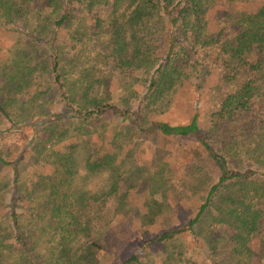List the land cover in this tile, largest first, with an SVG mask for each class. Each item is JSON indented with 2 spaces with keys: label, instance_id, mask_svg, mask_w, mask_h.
<instances>
[{
  "label": "trees",
  "instance_id": "obj_1",
  "mask_svg": "<svg viewBox=\"0 0 264 264\" xmlns=\"http://www.w3.org/2000/svg\"><path fill=\"white\" fill-rule=\"evenodd\" d=\"M248 5L254 9L250 10ZM77 8L84 12L79 21H75ZM0 27L12 28L18 34L2 67L7 85L13 81L16 92L29 90L33 74H40L51 79L49 90L63 105L61 112L32 124L36 126L34 143L39 139V126H45L53 139L67 138L70 128L62 131L59 125L68 115L77 120L79 127L73 128L75 132L87 133L91 132L93 120L110 115L135 127L159 150L174 152L175 160L191 173L185 179H191L186 185L191 196L200 202L196 215L180 227L145 240L133 254L114 264H145L141 256L149 246L163 247L183 235H190L195 242L205 240L219 264H253V257L264 264V236L258 238L259 245L253 248L257 225L261 219L262 227L264 223V173L259 172L264 171V135L258 144L243 146L242 160L238 156L242 150L239 141L219 148L213 131L204 127L198 112L183 123L157 117L158 112L165 113L176 102L177 92L190 79L200 89L201 82L195 78L202 76L204 68L214 69V64L220 62L227 91L220 108L213 113V120L218 125L232 120L251 123L250 113L258 98H264V4L253 0H0ZM93 28L95 33L88 37L86 31L91 33ZM75 29L77 34L73 35ZM63 30L68 32L70 41L94 39L98 54L92 50L93 55L82 56L75 64H63L56 46ZM101 30L109 32L102 42L110 50L109 55L99 49ZM30 46L32 50L28 51ZM111 55L117 59L114 65L108 62ZM104 65L120 70L118 84L122 89L115 91L112 98L108 91L103 95L100 89L110 84ZM0 115L15 121L1 102ZM87 133L79 137L85 138ZM82 145L86 146L89 172L112 167L111 161L103 158L89 159L90 154L95 155L92 151L100 148L92 147L88 141ZM77 150V145L66 150L64 157L72 165L65 166L75 165ZM1 154L0 170L13 168L12 189L9 185L4 188L11 189L14 199L20 198L18 164ZM249 163L257 169H246ZM166 168V162L157 160L153 174L144 179L156 192L176 191ZM67 170L69 173L71 169ZM197 173L212 174V182L216 181L199 186ZM53 179L42 176L32 182L29 196L35 202L31 214L19 213L15 205H10L0 218V264L97 263L96 250L104 249V244L93 236L92 220L88 218L83 223L80 212L87 208L84 202L92 195L98 199L115 194L119 192L118 186L111 185L102 191L104 195L69 193L60 191ZM70 197L74 201L68 200ZM141 220L148 221L145 216ZM222 225L236 231L232 241H226L215 231ZM81 235L87 244L79 254L70 242ZM11 238H15L17 245L8 241Z\"/></svg>",
  "mask_w": 264,
  "mask_h": 264
},
{
  "label": "rangeland",
  "instance_id": "obj_2",
  "mask_svg": "<svg viewBox=\"0 0 264 264\" xmlns=\"http://www.w3.org/2000/svg\"><path fill=\"white\" fill-rule=\"evenodd\" d=\"M253 1L264 4V0ZM75 5L80 6L77 3ZM248 7L250 10L254 9L251 5ZM76 11L79 18L76 17L75 21H79L84 12L80 8H77ZM100 14L106 16L104 12ZM94 30L93 28L91 33L86 31L87 34H85L91 37L92 33H95ZM101 31H103L99 34L101 43L98 44L102 46L99 49L102 54L109 55L110 50L107 49L106 44L102 43L105 42L109 32ZM72 32L73 35H76L77 29ZM17 38L18 34L14 29L0 27V102L8 108L15 120L13 122L0 115V153L6 160L18 164L19 185L22 186L21 197L14 199L10 193L13 168L7 166L2 171L0 170V218L10 209V205H15L19 213L31 214L35 199L29 196V190L32 182L38 181L42 176H51L52 179L54 178L53 181L60 186V191L69 193L84 192L104 195L102 191H107L111 185L116 184L119 192L107 194V196L98 199L92 195L84 202L87 204V208L84 209V212H80L83 223L88 218L92 220L93 236L104 244V249L96 250V264L121 262L144 244L145 240L155 238L164 230L180 227L192 219L199 210L200 202L191 196L189 186L186 185L191 179L189 177L185 179V177L191 173L175 160L174 152L170 154L159 150L156 143L143 136L135 127L122 121L121 118L105 115L98 121L93 120L90 124L91 132L87 133L85 130L75 132L73 128L79 127L75 123L77 120L68 115L66 118L69 119V122L64 120L65 122L59 125V129L62 131L70 128L71 134L67 138L55 137L53 139L46 131L45 126H39V133H37L39 139L36 141L37 144L34 143L36 126L32 124L38 123V121L44 122L47 116L61 112L63 105L59 102L57 95L49 90L51 79L43 78L40 74H33L30 80L33 84L29 90L16 92L13 88L15 85L13 81L7 85V79L2 74L5 69L2 67L7 61L5 60L6 55L16 43ZM68 38V32L63 30L56 44L63 64H75L78 58L82 59V56L93 55L92 50L98 54L94 39H83V41L77 42L76 40L70 41ZM31 50L32 47H28V51ZM215 51L217 50L215 49ZM45 55L47 54L45 53ZM114 60L117 59L111 55L108 62L114 65ZM104 66V71H107L110 77V84L107 88L103 85L100 89L103 91V95L108 91L107 94L112 98L115 91L122 89L118 84L120 70ZM212 69L204 68L201 71L203 72L202 76L195 78L197 82H201L200 89L190 79V82H187L177 92L176 102L165 113L158 112L160 116L157 117H161L162 120H170L172 123H183L193 113L198 112L204 127L213 131L216 145L223 148L227 146L225 144L239 141L242 150L238 156L245 160L243 146L258 144L264 135V98H258L255 109L250 113L251 123L232 120L229 123L221 122L218 125L213 120V113L220 108L219 104L225 98L227 85L224 81L222 64L215 63L214 69ZM47 92L50 94L47 95ZM152 117L154 118L155 115L152 114ZM23 118L27 123L23 122ZM63 119L64 117H62ZM84 132L87 133L84 135L85 138H80L79 135ZM116 134H119L117 139L114 138ZM74 136L77 138H73ZM40 140L39 145L38 141L40 142ZM87 141L92 147L100 148V150H91L95 155L90 154L89 159L95 161V159L103 158V161H111L112 167L89 172L86 166L88 158L86 146L82 145ZM74 145H77L78 149L75 154L77 162L74 166L67 167L65 165L71 161L64 157L65 152ZM157 160L167 163L166 171L170 177L171 187L176 191L166 189L156 192L154 187L145 182L144 179L153 174ZM249 167L256 170L258 166H251L249 163L246 169ZM67 169H71L69 173ZM259 172L264 173L262 170ZM117 177H119L118 180ZM212 178V174L200 175L197 173L195 176L199 186L205 182L211 183ZM215 181L216 179L212 183ZM6 185H9L11 189L4 188ZM123 194H126V197L122 196ZM68 200L74 201V198L70 197ZM76 210L79 212L78 206H76ZM142 216L148 219L147 223L142 222ZM261 220L254 232V249L259 245L258 238L264 236V223L262 227ZM215 231L226 241H232L236 234L233 228L226 225L217 226ZM8 241L15 242V238ZM8 241L7 243H9ZM86 241L83 235L78 236L77 239L70 242V247L80 254L87 244ZM215 256L217 259H221L220 256ZM141 258L145 264H219L214 260V252L208 243L205 240L195 242L190 235L177 237L163 247L149 246ZM4 262L7 263L5 256ZM253 264H259L256 257H253Z\"/></svg>",
  "mask_w": 264,
  "mask_h": 264
}]
</instances>
